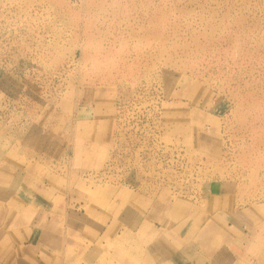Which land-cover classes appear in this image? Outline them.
I'll return each instance as SVG.
<instances>
[{
    "label": "rangeland",
    "instance_id": "374dc122",
    "mask_svg": "<svg viewBox=\"0 0 264 264\" xmlns=\"http://www.w3.org/2000/svg\"><path fill=\"white\" fill-rule=\"evenodd\" d=\"M232 261L264 264V0H0V264Z\"/></svg>",
    "mask_w": 264,
    "mask_h": 264
},
{
    "label": "bare ground",
    "instance_id": "6f19581e",
    "mask_svg": "<svg viewBox=\"0 0 264 264\" xmlns=\"http://www.w3.org/2000/svg\"><path fill=\"white\" fill-rule=\"evenodd\" d=\"M116 113H117V112H116ZM52 114H53V113L50 112V113L48 114V116L50 117V116H52ZM116 116H117V114H116ZM33 186H34V185H33ZM39 188H40V187H39ZM124 190H125V189H124ZM124 190H122V192H123ZM122 202H123V201H122ZM122 202H121V203H122ZM111 205H114V204H111ZM114 207H115V206H114ZM119 208H121V204H118V205L116 206V209H119ZM92 209H93V208H90V212L92 211ZM88 212H89V211H88ZM82 220H83V219H82ZM211 220H212V219H211ZM208 222H209V220H208L205 224L201 223L199 226L196 227L195 230H197V229H199V228H207V229H208V227H209V226L207 225ZM167 224H168V223H167ZM167 224H165V223L162 224V222H161L160 225H158V226H157V225H156V226L153 225V228H154V234L158 231V229H160L159 232H158V236H159L161 233H163V230H165L164 227H166ZM110 230H111V227H110L109 229H107L106 231L109 232ZM156 234H157V233H156ZM165 236H166V235H165ZM189 236H190V235H189ZM160 237H162V236H160ZM24 244H25V243H24ZM20 247H21V246H20ZM19 249H20V248H19ZM26 257H27V256H26ZM17 263H18V261H17ZM95 263H96V262H95Z\"/></svg>",
    "mask_w": 264,
    "mask_h": 264
},
{
    "label": "crops",
    "instance_id": "0c3cea01",
    "mask_svg": "<svg viewBox=\"0 0 264 264\" xmlns=\"http://www.w3.org/2000/svg\"><path fill=\"white\" fill-rule=\"evenodd\" d=\"M213 222V224H211ZM209 227H208V229H212L213 231H216V232H218V230L217 229H219V228H221V227H216L215 225H216V223H215V221H213V220H211L210 218H209V222H208V224H207ZM223 227V226H222ZM217 228V229H216ZM224 228H225V226H224ZM220 233V232H219ZM25 246H27V245H25ZM234 263H236V261H232V264H234Z\"/></svg>",
    "mask_w": 264,
    "mask_h": 264
}]
</instances>
